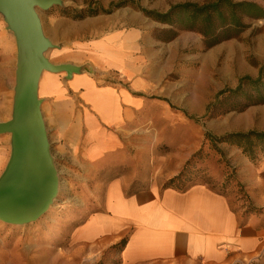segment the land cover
Here are the masks:
<instances>
[{"label":"crops","instance_id":"1","mask_svg":"<svg viewBox=\"0 0 264 264\" xmlns=\"http://www.w3.org/2000/svg\"><path fill=\"white\" fill-rule=\"evenodd\" d=\"M98 1L107 9L118 0ZM253 1L264 7L263 0ZM153 27L147 16L129 6L80 20H53L48 38L57 46L51 61L80 68L68 78L64 72L43 71L38 81L55 158L64 161L66 156L86 175L115 161L129 121L140 106L161 94L165 77ZM12 49L11 33L0 20V96L5 111L0 121L11 113ZM8 145L9 136L0 134V173L8 160ZM230 156L234 181L241 185L251 211L233 207L227 195L203 183L184 188L142 186L129 192L128 182L119 178L106 183L101 208L85 216L72 237L98 247L124 240L119 251L122 264H229L263 258L264 157L252 163L238 148Z\"/></svg>","mask_w":264,"mask_h":264},{"label":"rangeland","instance_id":"2","mask_svg":"<svg viewBox=\"0 0 264 264\" xmlns=\"http://www.w3.org/2000/svg\"><path fill=\"white\" fill-rule=\"evenodd\" d=\"M127 1L126 6L135 10L139 5L165 12L176 3L187 1L201 5L215 0ZM62 2L47 10L37 9L47 37L55 18H70L61 13L62 8L69 10V14H73L74 8L88 14L103 9L98 0ZM148 18L154 26L153 35L168 36L165 31L169 25ZM245 22L248 27L237 37L211 47L204 45L200 34L185 29H179L169 41L155 38L165 77L159 86L161 94L153 103L139 107L138 115L123 131V147L115 161L99 169L97 174H82V168L72 166L73 161L66 156L64 161L55 158L50 144L58 175L57 194L48 209L34 221L9 224L0 220V264H122L120 245L98 247L71 241L78 223L101 208L106 183L119 178L128 182L129 192L142 186L184 188L203 183L227 195L233 207L251 211L253 207L241 185L234 181L235 166L229 153L236 148L225 143H217L215 148L205 134L219 136L249 129L263 130L264 103L223 114L213 108L210 115L203 116L205 107L215 101L218 91L235 88L244 75L256 77L259 65L264 64V19L246 18ZM3 28L11 33L4 22ZM52 52L50 48L45 53L49 60ZM12 61L14 82V39ZM4 115L0 96V117ZM242 260L229 264H264V256Z\"/></svg>","mask_w":264,"mask_h":264},{"label":"water","instance_id":"3","mask_svg":"<svg viewBox=\"0 0 264 264\" xmlns=\"http://www.w3.org/2000/svg\"><path fill=\"white\" fill-rule=\"evenodd\" d=\"M62 0H0V15L15 44V68L10 117L0 121V134H9V156L0 173V220L27 224L51 205L58 191V175L50 150L38 97L43 71L80 68L53 63L46 51L54 44L43 32L37 9L47 10Z\"/></svg>","mask_w":264,"mask_h":264},{"label":"trees","instance_id":"4","mask_svg":"<svg viewBox=\"0 0 264 264\" xmlns=\"http://www.w3.org/2000/svg\"><path fill=\"white\" fill-rule=\"evenodd\" d=\"M126 5H128L127 0H119L112 2L109 8L101 9L92 14L75 8L72 10L73 14H69V10L66 8H62L61 13L71 19L80 20L89 15L109 13L112 9ZM136 8L145 16L170 26L167 31L164 30L168 36L160 38L154 34L156 39L172 40L179 29H185L200 34L206 47L237 37L248 27L245 22L246 18L264 19V7L251 0H215L214 2L201 5L185 1L171 5L165 12L145 9L139 5ZM263 103L264 64H260L256 77L244 75L238 79L235 88L218 91L215 101L205 107L203 116L210 115L213 108L220 109L219 113L223 114L229 111H243L249 106ZM218 104L220 106H217ZM205 135L215 148L217 143L234 146L240 149L252 163L264 157V129L228 132L219 136L209 133ZM179 176L177 175L175 178ZM123 242L124 240L119 241L116 246L123 244Z\"/></svg>","mask_w":264,"mask_h":264},{"label":"bare ground","instance_id":"5","mask_svg":"<svg viewBox=\"0 0 264 264\" xmlns=\"http://www.w3.org/2000/svg\"><path fill=\"white\" fill-rule=\"evenodd\" d=\"M71 241H73V242H74V238H73V237L71 238Z\"/></svg>","mask_w":264,"mask_h":264}]
</instances>
